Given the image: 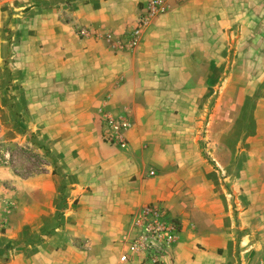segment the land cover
<instances>
[{
    "label": "crops",
    "instance_id": "obj_1",
    "mask_svg": "<svg viewBox=\"0 0 264 264\" xmlns=\"http://www.w3.org/2000/svg\"><path fill=\"white\" fill-rule=\"evenodd\" d=\"M148 1L0 0V150L44 163L0 158V264H118L149 204L181 224L167 264H264V0H167L120 48Z\"/></svg>",
    "mask_w": 264,
    "mask_h": 264
},
{
    "label": "built area",
    "instance_id": "obj_2",
    "mask_svg": "<svg viewBox=\"0 0 264 264\" xmlns=\"http://www.w3.org/2000/svg\"><path fill=\"white\" fill-rule=\"evenodd\" d=\"M167 0H149L139 17L136 29L124 36L125 43L119 45L122 49H136L144 29L151 22L167 13ZM82 37L88 35L85 30H80ZM105 125L109 129L107 139L109 142L124 147L126 133L131 129V123L125 117H105ZM11 154L8 151L4 159L8 162ZM151 171L150 176H155ZM181 235V224L171 218L167 211L155 204L144 206L134 214L129 224L126 249L120 254L118 264H167L174 260V249Z\"/></svg>",
    "mask_w": 264,
    "mask_h": 264
},
{
    "label": "rangeland",
    "instance_id": "obj_3",
    "mask_svg": "<svg viewBox=\"0 0 264 264\" xmlns=\"http://www.w3.org/2000/svg\"><path fill=\"white\" fill-rule=\"evenodd\" d=\"M20 130H21V128H20ZM205 130H206V127H204V129H203V133L200 134V136L202 137V140L199 141V146H200L199 148H200L202 154L207 159H209L207 154H206V150H207L208 146H207V142L205 140ZM24 131H26V133H27L28 130H24ZM23 136H25V137L27 136L28 139L25 142L23 141L22 143L16 144L14 146L13 145H11V146L7 145L6 148H4L3 150L1 149L0 150L1 151L0 158H2L4 160V162H6L7 166H11L12 168H14V170H16V172L20 176L29 177L32 174L37 173L38 171L40 172L44 163L42 162V158L39 157L38 154H36L34 152V149L36 150L37 148L33 144H31L32 143V136L30 137V135H28V134L27 135L24 134ZM23 136H22V138L24 139ZM8 151L11 154V158L7 162L4 159V154L7 153ZM3 226H4V223L1 222L0 223V231L4 230Z\"/></svg>",
    "mask_w": 264,
    "mask_h": 264
}]
</instances>
